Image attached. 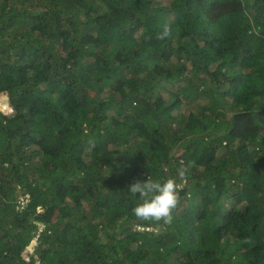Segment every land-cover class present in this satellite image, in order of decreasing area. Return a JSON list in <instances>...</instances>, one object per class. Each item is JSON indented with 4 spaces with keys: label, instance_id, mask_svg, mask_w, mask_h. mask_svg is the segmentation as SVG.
<instances>
[{
    "label": "trees",
    "instance_id": "1",
    "mask_svg": "<svg viewBox=\"0 0 264 264\" xmlns=\"http://www.w3.org/2000/svg\"><path fill=\"white\" fill-rule=\"evenodd\" d=\"M4 96L0 264H264V0H0Z\"/></svg>",
    "mask_w": 264,
    "mask_h": 264
},
{
    "label": "clouds",
    "instance_id": "2",
    "mask_svg": "<svg viewBox=\"0 0 264 264\" xmlns=\"http://www.w3.org/2000/svg\"><path fill=\"white\" fill-rule=\"evenodd\" d=\"M171 35L167 27L157 33V39L165 40ZM6 108V104L4 107ZM11 110V107H9ZM195 166L194 161L182 162L178 169V178H167L165 180L152 179L135 180L129 185V191L133 196L141 199V203L132 209L137 220L143 222L163 223L171 225L174 219V211L180 205V191L186 182L190 169ZM179 180V182H178Z\"/></svg>",
    "mask_w": 264,
    "mask_h": 264
},
{
    "label": "water",
    "instance_id": "3",
    "mask_svg": "<svg viewBox=\"0 0 264 264\" xmlns=\"http://www.w3.org/2000/svg\"><path fill=\"white\" fill-rule=\"evenodd\" d=\"M5 99V101L7 102V99L6 97H3ZM3 100V99H2ZM0 109H5V108H1ZM39 225H43V223H40ZM36 243V237H32L29 242L25 245H23L20 249H19V252L22 254L23 257H26L27 254H31V255H34V245ZM23 247H31L32 249H28L25 251V249L23 250ZM37 263H38V260H37Z\"/></svg>",
    "mask_w": 264,
    "mask_h": 264
},
{
    "label": "rangeland",
    "instance_id": "4",
    "mask_svg": "<svg viewBox=\"0 0 264 264\" xmlns=\"http://www.w3.org/2000/svg\"><path fill=\"white\" fill-rule=\"evenodd\" d=\"M5 97V96H4ZM2 99H3V97L0 99V107L2 108V106H1V104H2V102H4V101H2ZM5 103H6V109L9 111L10 110V108L8 107L9 105H7V102L5 101ZM4 106V105H3ZM20 198H22V197H20ZM43 227V225L41 226V225H39L37 228H38V230L40 229V228H42ZM36 238H37V236H35Z\"/></svg>",
    "mask_w": 264,
    "mask_h": 264
}]
</instances>
